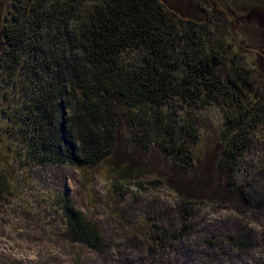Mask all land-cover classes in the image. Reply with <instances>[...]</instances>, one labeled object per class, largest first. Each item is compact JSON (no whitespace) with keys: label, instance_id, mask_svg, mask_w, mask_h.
<instances>
[{"label":"trees","instance_id":"1","mask_svg":"<svg viewBox=\"0 0 264 264\" xmlns=\"http://www.w3.org/2000/svg\"><path fill=\"white\" fill-rule=\"evenodd\" d=\"M244 6L264 21V0ZM199 29L181 22L162 0H12L0 26V67L22 110L12 120L22 138L7 134L9 140L22 142L23 154L40 164L102 165L113 176L114 192L118 182L160 179L177 198L179 221L164 231L148 218L133 224L141 250L151 255L183 243L203 204L230 207L237 215L232 232L203 239L204 256L227 247L245 250L254 231L242 233L239 223L264 211L255 184L235 176L264 118L263 70L259 64L239 68L237 51L204 40ZM256 49L264 54L261 44ZM174 103L179 127L166 118ZM212 104L222 118L207 142L200 118ZM142 106L158 111L157 144L171 167L156 170L117 143ZM7 181L0 170V190ZM61 207L69 242L103 252L96 227L69 202ZM259 227L262 233L264 224Z\"/></svg>","mask_w":264,"mask_h":264},{"label":"rangeland","instance_id":"2","mask_svg":"<svg viewBox=\"0 0 264 264\" xmlns=\"http://www.w3.org/2000/svg\"><path fill=\"white\" fill-rule=\"evenodd\" d=\"M12 0H0V26ZM249 0H162L181 22H195L204 40L227 44L237 51V66L252 68L259 64L264 81V21L250 13L244 4ZM261 18L264 17L262 16ZM261 20V19H260ZM189 25H184L188 29ZM192 29V28H191ZM255 50V51H254ZM0 67V170L7 184L0 190V264H264V211L256 217H244L241 232L254 231L249 248L216 249L204 256L201 242L210 236L221 238L237 226V215L230 208L207 204L198 206L191 219L192 234L167 254L151 255L141 250L142 239L134 235L133 224L148 218L158 230L178 223L174 214L177 198L160 179H144L133 183H116L100 165L78 169L68 164H40L23 154L22 145H13L7 134L21 140L19 127L12 120L21 114L18 92L6 80ZM264 96V83L262 85ZM263 106V103H261ZM178 104L168 108L166 118L179 127ZM132 125L124 124L117 143L126 146L140 161L160 170L171 167L169 158L158 146L160 135L155 124L158 111L142 106L134 112ZM222 112L209 105L201 114L206 141L215 138ZM182 120V119H181ZM252 147L244 153L235 176L255 184L264 195V118L252 137ZM8 146H11L8 149ZM201 150L196 149L195 154ZM13 160H16L12 162ZM69 202L97 229L103 252L96 253L81 243H71L66 236L61 204ZM139 234V232H137ZM176 248V249H175ZM160 251V250H159Z\"/></svg>","mask_w":264,"mask_h":264}]
</instances>
